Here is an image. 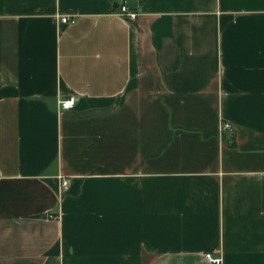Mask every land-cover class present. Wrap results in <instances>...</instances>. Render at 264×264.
Returning a JSON list of instances; mask_svg holds the SVG:
<instances>
[{"label":"crops","instance_id":"obj_1","mask_svg":"<svg viewBox=\"0 0 264 264\" xmlns=\"http://www.w3.org/2000/svg\"><path fill=\"white\" fill-rule=\"evenodd\" d=\"M206 252L264 264V0H0V264Z\"/></svg>","mask_w":264,"mask_h":264},{"label":"built area","instance_id":"obj_2","mask_svg":"<svg viewBox=\"0 0 264 264\" xmlns=\"http://www.w3.org/2000/svg\"><path fill=\"white\" fill-rule=\"evenodd\" d=\"M117 13L123 17L125 20L130 21V22H134L138 16V12L135 9L130 8L127 4L122 3L118 6L117 9ZM75 15H71V16H62L61 17V22H70L73 21ZM75 103V98L73 96H70L66 99L60 100V105L63 109H69L71 107H73ZM223 128H228L230 129V125L229 124H224ZM62 186L65 188L67 186V181L63 180L62 181ZM204 257L207 261L213 263V264H219L221 259L220 258H215L213 257L209 252H206L204 254Z\"/></svg>","mask_w":264,"mask_h":264}]
</instances>
